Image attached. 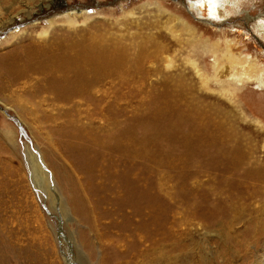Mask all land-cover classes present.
<instances>
[{"label":"rangeland","instance_id":"1","mask_svg":"<svg viewBox=\"0 0 264 264\" xmlns=\"http://www.w3.org/2000/svg\"><path fill=\"white\" fill-rule=\"evenodd\" d=\"M191 2L50 0V8H43L46 18L37 7L32 12L37 20L0 35V48H4L0 53L18 40L9 38L13 32L39 25L32 36L40 35L42 27L50 35H83L99 52L96 55L107 60L114 56L127 59V64L113 61L119 67L118 74L128 79L122 89L125 96L115 100L113 95L105 96L103 91L113 88L108 83L92 98H81L82 112L77 116L78 124L90 127L108 150L99 149L95 158L91 151L92 160L68 151V160L87 166L101 164L104 169L107 166L112 186L117 188L110 195L114 203L141 212L142 222H153L166 234L162 242L153 237L155 249L148 256L149 264H205L204 250L191 251L192 241H200L206 248L209 264H264V184L258 189L253 178L255 159L264 164V88L252 82L236 90L227 88L230 91L211 81L216 61H222L220 69L230 66L224 60L226 39L233 40L237 56L264 62V36L255 28L258 16L264 13V0H243L238 13L217 20L200 17L190 10ZM67 6L85 12L89 20L80 19L74 25L59 20L49 27L48 19H62ZM131 12L132 19H126L124 13ZM108 74L105 82L118 77ZM110 75H114L113 80ZM136 86L138 90L133 89ZM99 98L103 102L97 103ZM111 101L113 108L104 109ZM4 109L0 103V264H110L111 251L102 238L88 234L95 243L92 252L85 244L74 190L71 186L65 189L71 206L57 188L54 169L44 157L47 135L57 139L58 133L25 113L35 126L30 130L14 120L17 115L13 111ZM256 118L262 123L257 124ZM71 129L66 132L72 134ZM255 129H260L261 137L254 135ZM10 131L16 135L15 150L5 138ZM257 140L258 148L253 151ZM26 149L34 156L41 155L48 168L51 187L54 185L53 202L42 189L33 187ZM53 162L57 166L62 163ZM63 201L68 215L63 212ZM43 204L58 219L49 216ZM151 209L154 217L148 214ZM107 211L101 213L108 218L111 211ZM74 216L78 223L70 220ZM183 222L188 230H181ZM128 245L134 250L131 243Z\"/></svg>","mask_w":264,"mask_h":264},{"label":"bare ground","instance_id":"2","mask_svg":"<svg viewBox=\"0 0 264 264\" xmlns=\"http://www.w3.org/2000/svg\"><path fill=\"white\" fill-rule=\"evenodd\" d=\"M3 1L4 0H0V35L9 31L18 30L19 27L37 20V16H34L32 13L37 7L40 8V13H42L43 18H46L48 14L43 8H48L50 6V0H6V5L3 7ZM242 1L243 0H193L190 10L197 12L200 17L210 18L212 20L223 19L227 18L232 12L234 14L238 13L243 5ZM156 5L160 6L161 4ZM66 11L67 13L62 14L64 15L62 19H55V17L48 19L49 27L57 24L59 20L68 25L77 24L80 19L84 21L89 20V17L85 16V12L76 10L75 7L67 6ZM124 14V17L127 16L126 19L130 17L132 19L133 17V12ZM257 19L259 20L255 28L264 36V13H261ZM39 28V25H34L27 29L24 28V30L13 32L9 38H16V40L18 39L19 41L17 40L16 43L12 44L11 48L7 51L0 53V103L4 105L5 111L10 109L17 115V118L14 119L17 123L24 124L31 130V128L35 127L34 123L27 120L25 113H27V115L31 114L30 116L35 117L34 121L49 125V127L55 130L60 136H57V139L53 138V141L52 137L49 134L47 135L45 140L48 145L44 147L43 154L47 163L49 161L54 169L53 172L56 174V181L58 184L57 188L59 191L63 192V196L66 197L65 199H67L65 195V193L67 194L65 190L67 186H71L70 189L73 188L74 190L73 193L75 194L73 195V199L76 202V207H74L79 214L78 220L80 219L81 222L79 227L82 230L80 231L82 232L85 244L92 248H89L90 251L92 252L95 250V243L88 234L94 233L96 237L98 236L99 239L102 238V240H104L106 248L111 251L110 258L112 264H149L147 259L155 245V242L152 241L153 237L158 236L159 241L162 242L165 240L166 234L160 233V231L156 229L155 223H149L148 220L142 222L140 218H143V214L141 212H135L132 211L131 208L114 203V196L110 198V195H112L117 188H114V185L112 186V179L108 169H106L107 166L104 169L101 164H98V166L95 164L87 166V163L80 165V162L77 161L73 164L68 160V157H66V152L69 154L68 151H70V153L74 155L76 151L78 155H88L92 160L91 151L95 158L100 155L98 153L99 149L102 151L103 149L108 150L107 145L104 146L102 140L100 141L98 135L90 129V127L87 128L84 124H78L77 116L79 117L83 106V100H81V98L83 96L85 98H92L108 83L113 86V88L111 87V90L105 88L106 90L103 91L105 96L109 95V97L112 98L111 95H113L112 100L124 97L126 92L122 93V89L127 85L128 79L125 75L122 76L118 74L119 67L116 65L117 63H113V61L119 60L118 63L127 64L128 60L119 59L116 58V56H114L115 58L107 60V58H104L102 55H96L98 51H95V46L85 42L83 35L75 38H67L63 35L59 36L55 34L50 35L48 34V29L42 27L40 35L38 34L39 36H32V34H34L33 31L37 30L38 32ZM29 31H31V34H29ZM7 43H9V41H7L6 44ZM225 44L224 60L229 61L230 66H223L222 69H220L219 67H221L222 61H216V63H214L216 68L211 81L220 85L222 89L224 88L223 90H230L227 88H234L236 90L238 86L250 84L252 82L255 87L259 89L264 88V62L256 58L249 60L248 57L242 58L237 56L236 53L233 52V47L231 46L233 40L226 39ZM219 45L220 44L217 43L216 46L218 47ZM2 49L4 48H0V50ZM111 51L117 50H110V52ZM101 52L102 51H100V53ZM216 53L218 52H214V55H216ZM108 55L110 58V54ZM242 59H245V61H242ZM97 72L99 73L97 74ZM108 72L115 75L118 74L116 75L118 77L115 78L113 82H105L109 75ZM102 73L103 75L100 77L99 74ZM110 76H112L110 78L113 80L114 75ZM116 79L118 80V87H114ZM135 84L136 83L133 85ZM114 89L117 91L116 95ZM133 89H137V86ZM96 101L100 103L102 98ZM113 106V101H111L107 103L104 109H111ZM254 121L257 124L262 123L258 118ZM69 128L73 129L72 134L69 133V131L68 133L66 132ZM256 128H258V126ZM259 130L260 129L254 130V135L257 138L261 137ZM67 134H71V136ZM5 138L7 143L15 150L16 135H13L11 131L9 133L6 132ZM210 139L211 141H215L214 138ZM63 140L66 144L68 143L67 147H69V149H67L66 146L64 147L65 144L63 145ZM259 142L258 140L256 142L254 141L253 151L258 148ZM25 153V160L29 168L28 172L33 187L35 189L38 188L37 190L42 189V192L44 191L43 193L47 194V198L53 202V195L51 193L54 189L53 184L51 187V182L53 181H51L46 172L47 170H45V168H48L44 164L41 155L40 157L34 156L29 149H26ZM239 155L240 152L238 151L237 156ZM253 155H255L254 152ZM89 158H87V161H89ZM53 160H59L62 163L60 162L61 165L58 164L57 166L54 164ZM262 162L259 164V160L255 159V165L253 164V178L256 181L258 189L264 184V164L262 165ZM90 172L93 176L90 175ZM87 187L89 189L93 188V191H89ZM101 194L103 195L101 196ZM67 201L66 203L71 205L69 203V196ZM62 209L63 212L65 211L64 213L68 215L69 210L64 201L62 203ZM104 210L111 211L108 218L101 213V211ZM49 212L51 213V211ZM148 214L154 217L155 210H149ZM53 215L58 219L55 214ZM138 217L139 219H137ZM70 220L72 222H77V217H71ZM82 224L85 227H82ZM121 226H123V228H120ZM180 226L182 231L189 229L184 228L187 226L186 223L180 224ZM103 228L106 229L103 230ZM150 230H155L156 233L150 234ZM168 230V234L171 235L172 230ZM196 232L198 231L196 230ZM199 242L192 241L190 243L189 246L192 248L191 251H200V249H203L204 255L202 256H205V264H209L206 248L200 246ZM128 243L134 246V250H129ZM136 258H143V260L140 259L134 262Z\"/></svg>","mask_w":264,"mask_h":264},{"label":"water","instance_id":"3","mask_svg":"<svg viewBox=\"0 0 264 264\" xmlns=\"http://www.w3.org/2000/svg\"><path fill=\"white\" fill-rule=\"evenodd\" d=\"M43 206H44V209H45V211L47 212V214L49 215V216H52V217H54V215L53 214H51L49 211H48V209L45 207V205L43 204ZM56 218V217H55Z\"/></svg>","mask_w":264,"mask_h":264}]
</instances>
